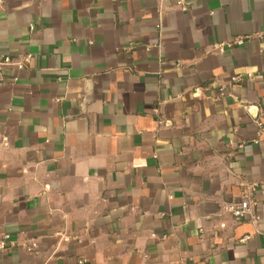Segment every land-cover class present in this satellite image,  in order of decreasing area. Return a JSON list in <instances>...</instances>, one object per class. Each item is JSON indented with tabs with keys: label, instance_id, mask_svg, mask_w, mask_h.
Returning <instances> with one entry per match:
<instances>
[{
	"label": "crops",
	"instance_id": "0c3cea01",
	"mask_svg": "<svg viewBox=\"0 0 264 264\" xmlns=\"http://www.w3.org/2000/svg\"><path fill=\"white\" fill-rule=\"evenodd\" d=\"M261 128L264 0H0V264H264Z\"/></svg>",
	"mask_w": 264,
	"mask_h": 264
},
{
	"label": "built area",
	"instance_id": "2783aa9c",
	"mask_svg": "<svg viewBox=\"0 0 264 264\" xmlns=\"http://www.w3.org/2000/svg\"><path fill=\"white\" fill-rule=\"evenodd\" d=\"M244 36H237L232 41L226 42V43H220L217 44V49L219 51H223L225 48H230L234 46H238L243 44L244 42ZM4 61H8V57H4ZM239 76H234L231 78V82H238ZM223 88H220V94H223ZM260 136H264V128H261L259 131ZM256 205V201L251 197L250 192L244 193L238 201L235 202H228L225 203L222 206V213L228 215L229 217L233 218L235 221H241L244 219H249L251 221L256 220V216L254 213V208ZM225 225L224 223H220V227L223 228ZM248 237H244L241 239L244 241ZM9 243L8 235H3V237L0 239V249H5L7 247V244ZM33 246V245H32ZM78 263H81V261H78Z\"/></svg>",
	"mask_w": 264,
	"mask_h": 264
}]
</instances>
